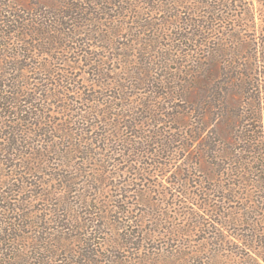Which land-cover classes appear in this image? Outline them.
<instances>
[{"label": "rangeland", "instance_id": "374dc122", "mask_svg": "<svg viewBox=\"0 0 264 264\" xmlns=\"http://www.w3.org/2000/svg\"><path fill=\"white\" fill-rule=\"evenodd\" d=\"M65 2L0 0L32 24L49 13L66 24L49 35L59 50L37 37L43 53H24L33 56L24 85L36 120L20 121L18 138L0 124V259L264 264V100L254 99L258 88L264 96V0ZM210 19L217 28L196 47L178 40L186 21ZM216 44L230 67L216 68L208 117V105L195 112L185 103L204 88L182 71L206 64ZM209 142L225 156L206 154Z\"/></svg>", "mask_w": 264, "mask_h": 264}, {"label": "trees", "instance_id": "16d2710c", "mask_svg": "<svg viewBox=\"0 0 264 264\" xmlns=\"http://www.w3.org/2000/svg\"><path fill=\"white\" fill-rule=\"evenodd\" d=\"M44 4H69L66 3L65 0H42ZM136 0H71L70 4H133ZM142 1L144 4H152L153 2H156V4L159 2H162V0H138ZM166 2H172L175 4H182L184 2L185 4H203V1H206L207 4H214L216 2H219V0H165ZM202 2V3H201ZM207 6H205L206 8ZM72 11L78 12L76 8H71ZM212 10V8H211ZM36 16V15H35ZM39 17L41 14L38 15ZM48 22L41 23V24H32L31 21H24L19 14H17V11H13L11 7L7 6H0V37L2 39V43L0 47L3 48V54L1 55L2 58H0V111H3V117L0 116V119H3L1 124V128H9L11 129V135L18 138L19 135H21L18 131L15 130L16 127H18L20 124L26 122L27 119H32L33 121L36 119L32 118V115H36V113H32L33 111H37V104H34V99L30 98L29 94H27V87H25L24 82L27 81V78H25L24 73L30 70L29 65L32 63L33 56L30 55H24L25 52H28L29 50H35L36 54L41 53L42 46L39 45V38L45 39L47 44H56L57 47L55 49L59 50V47L61 44H59L58 40H53L52 42L49 41L51 38H49L50 33L53 32L52 28H60L63 29L66 27V24L62 23L61 20H59L61 17L56 13H49L47 14ZM55 18V19H54ZM62 19V18H61ZM216 20L210 19L204 20L203 24H191L189 21H186L184 23L185 25V31L186 34L179 32L177 34L178 40H187L188 42H194L193 47H196L197 40L199 37H204L205 35L209 36L212 33L215 32L216 24L214 23ZM180 22V18L178 20L175 18V20L171 21V23H177ZM252 24V26H251ZM246 24L245 27L247 28H254L255 24L251 23ZM36 25V26H35ZM39 25V26H37ZM78 24H76L77 26ZM74 26V25H72ZM76 26L74 27V30L76 29ZM70 28V27H69ZM68 28V30H69ZM51 29V30H50ZM65 31V28H64ZM29 40L28 41V38ZM47 37V38H46ZM196 38V40H194ZM233 38V37H232ZM208 39V38H207ZM32 42L34 45H32ZM219 45L216 44L212 46V48H208L207 52V63L203 64V62L199 59L196 60L195 63H193V66H186L187 71H182L185 73V81L188 85H193L198 88V91H202L201 89L204 88L203 93L198 94L196 98H189L188 94L185 93L184 101L185 103L191 105L194 108V111L199 112V109H203L204 106L208 105V109H206L207 116H212L214 114L215 107V101L217 99V93L215 92L214 87V76L215 71L217 67H223L226 69V67H230L229 61H220V57H226V52H220L217 53V47ZM8 51L9 54H4L5 51ZM43 53V51H42ZM196 51L190 50L186 53L187 62H193L192 58ZM192 60V61H191ZM27 63V64H25ZM33 64V63H32ZM223 65V66H222ZM4 67V68H3ZM35 69H38L37 67ZM34 69V70H35ZM204 72L201 74V72ZM250 71H254L253 68ZM228 72V71H227ZM252 75H250L251 78ZM243 79V77L241 78ZM247 80V78H244ZM252 81V79H249ZM27 86V84H26ZM240 87H243L240 85ZM243 88H238V93H240L241 97L243 98L245 92H242ZM3 90V91H2ZM40 92V91H39ZM248 93V92H247ZM250 97V96H249ZM246 98V97H245ZM258 100H264V96H261V92L258 88L257 95L254 97V99ZM202 99V102L200 101ZM251 101L252 98L250 97ZM209 110V111H208ZM201 114V113H200ZM20 116V120H18V117ZM199 116V115H198ZM197 115L194 116V120L189 119V125L185 126L187 128V131L184 133L185 137L187 138L188 143H185V146H183L184 149H189L188 145L195 143L197 139V131H194L193 124L195 122L199 121V117ZM36 118V116L34 117ZM8 119V120H7ZM88 119V118H87ZM21 121V122H20ZM9 125V126H8ZM0 128V131H1ZM15 130V131H14ZM14 131V132H13ZM189 131V134H186ZM23 137L26 136L24 133L22 135ZM14 138V137H13ZM26 139V138H25ZM25 142V140H24ZM213 143V142H212ZM211 142L208 143L207 146V152L206 154L212 156V157H219L223 158L226 154V152H223V155L220 156L219 152L214 150V144ZM11 146V145H10ZM9 146V148H11ZM12 146H15V143H13ZM9 150V149H8ZM17 151L18 149L11 148V151ZM32 155V154H31ZM10 159H11V155ZM196 155H194L192 158H194ZM14 157V155H13ZM27 159V158H25ZM4 232V231H3ZM11 243H14V240H8ZM2 244H0L1 246ZM2 251V248H1ZM11 254H14L13 251H11ZM5 257V256H4ZM1 260V259H0ZM3 262L2 264H7L5 258L1 260Z\"/></svg>", "mask_w": 264, "mask_h": 264}]
</instances>
